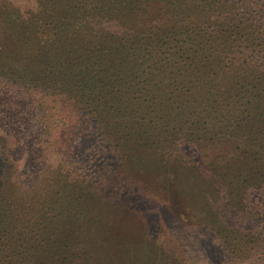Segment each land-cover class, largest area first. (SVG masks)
<instances>
[{
    "label": "trees",
    "instance_id": "trees-1",
    "mask_svg": "<svg viewBox=\"0 0 264 264\" xmlns=\"http://www.w3.org/2000/svg\"><path fill=\"white\" fill-rule=\"evenodd\" d=\"M263 4L8 0L0 5V94L13 90L34 98L45 138L40 146L56 157L50 163L55 162L54 172L46 165L39 175L51 195L42 190L34 202L17 192V180L33 175L19 158L25 132L13 118L19 106L10 102L12 109L2 100L0 140H12V147L0 151V264H101L94 241L99 230L91 214L106 206L102 196L110 190L96 193L80 182L78 164L70 162L76 124H92L114 153H122V166L143 168V174L166 163L161 150L170 143L183 152L216 151L213 165L236 162L234 151L264 143ZM161 90L171 96L159 104L165 116L136 131L134 97ZM4 125L12 130H3ZM228 175L218 183L211 180L216 184L206 191L212 197L222 194ZM177 214L188 222L196 213ZM208 215L216 224L206 218L209 231L234 261L228 264L264 263V250L259 252L264 233L245 230L248 218L231 227ZM205 240L207 246L213 241L208 235ZM215 261L227 263L226 258Z\"/></svg>",
    "mask_w": 264,
    "mask_h": 264
},
{
    "label": "rangeland",
    "instance_id": "rangeland-1",
    "mask_svg": "<svg viewBox=\"0 0 264 264\" xmlns=\"http://www.w3.org/2000/svg\"><path fill=\"white\" fill-rule=\"evenodd\" d=\"M7 1L0 0V5L6 6ZM165 92L144 94L137 100L134 97L133 106L137 108L131 115L136 131L149 127V123L165 116L159 106L160 102L171 98ZM2 100H5L4 106L12 109L16 108L10 102H17L19 106L13 113L18 126H23L25 131L19 158L33 175H24L25 180H17L20 184L16 183V190L24 198L35 202L42 190L45 193L47 190L51 195L52 191L48 190L46 183L42 184L39 175L46 165H50L51 174L54 172L55 162L54 165L50 163L56 157L51 149L40 146L45 138L39 131L42 115L31 102L34 98L28 95L22 97L9 90L0 94V105ZM76 125L77 139L70 162H73L72 165L78 164L80 182L95 187L94 192H106L105 187L110 190L108 195L102 196L106 206L91 214L95 224L93 228L99 230L94 241L97 243V260L101 264H220L215 261L217 258H226V264L234 262L215 232L209 231L206 218L211 226L216 224L211 223L214 218L208 214L231 227L235 226L237 220L248 218L245 230L250 228L252 232L264 233V143H252L250 148L234 151L236 162L222 161L219 165L212 164L214 154H217L214 150L201 153L185 149L183 152L178 145L170 143L161 150L166 163H159L143 174V168L122 166V153H114L92 124ZM3 127V130H12L8 125ZM2 139L0 151L7 153L12 147V140ZM242 162L246 164L244 167L231 172L237 170ZM2 168L0 163V172ZM223 174H229L222 181H226L223 183L226 190L212 197L206 190L211 188V180L218 183ZM48 175L46 172L45 176ZM255 188L260 190L254 191L253 197L248 196ZM92 197L99 200L94 193ZM209 202L211 205H208ZM104 203L95 202L93 205L100 207ZM192 206H195V211ZM89 208L92 209V206L89 205ZM211 209L212 213L209 212ZM177 212L196 214L188 222H182ZM207 235L213 240L210 246L205 240ZM262 250L264 246L259 252ZM214 251L216 255H213Z\"/></svg>",
    "mask_w": 264,
    "mask_h": 264
}]
</instances>
